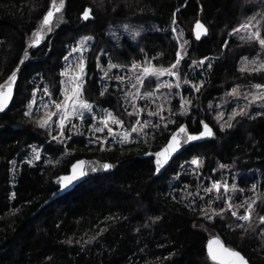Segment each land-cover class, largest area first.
Instances as JSON below:
<instances>
[{"label":"trees","instance_id":"16d2710c","mask_svg":"<svg viewBox=\"0 0 264 264\" xmlns=\"http://www.w3.org/2000/svg\"><path fill=\"white\" fill-rule=\"evenodd\" d=\"M50 3L0 0V83L17 67ZM86 8L90 17L83 20ZM197 20L207 27L201 39L192 35ZM250 20L264 35V0H65L61 12L54 14L53 30L40 46L30 49L10 104L0 112V264H210L209 236L200 226L238 250L249 264H264L260 232L264 225L258 222L264 216V107L229 121L233 110H238L231 91L264 85V70L254 72L244 66V60L260 56L261 45L233 32ZM124 22L153 27L135 39L111 38L108 29ZM172 26L181 28L188 42L176 72L181 84L190 83L182 85L179 94L191 103L187 113L162 119L149 115L157 111L160 101L151 104L137 98L134 103L133 99L136 92L155 90L157 76L143 77L142 84L132 78L131 95H125L117 77L121 68H130L133 62L158 69L175 64L180 44ZM82 36L93 39L85 58L83 99L110 110L128 130L138 120L151 121L143 133L131 132L132 142L102 147L73 135L61 143L39 127L37 115L25 112L36 79L47 86L52 98H60L63 59L68 46ZM173 91L177 89L168 96ZM172 100L177 109L179 98L174 95ZM134 108L141 110L139 115L129 116ZM218 113H223L220 120ZM201 121L214 136L187 145L156 175L153 157L144 154L160 149L180 125L198 133ZM221 123L232 127L222 130ZM31 144L41 146L52 160L66 151L68 155L46 165L22 164L11 186L10 162ZM84 157L111 162L113 169L46 203L57 190L52 180ZM193 157L202 161L199 167L191 164ZM214 180H228L229 200L237 215L245 212L241 204L255 201L251 221L232 216L226 196L220 193L214 195L212 209H205L212 191L204 189ZM220 209H225L221 215L211 212Z\"/></svg>","mask_w":264,"mask_h":264},{"label":"snow or ice","instance_id":"6c2138e0","mask_svg":"<svg viewBox=\"0 0 264 264\" xmlns=\"http://www.w3.org/2000/svg\"><path fill=\"white\" fill-rule=\"evenodd\" d=\"M64 5H65V0H51V4H50L47 12L44 14L42 20L40 21L39 28L37 30H35L33 33L34 38L30 42V47H34L40 43V41L44 38L43 33L45 31L51 32L53 30L52 24L54 22L53 21L54 13H60L61 10L64 8ZM89 15H90V10L85 9L83 14H82L83 18L88 19ZM173 22H175V21H173ZM250 24H251V20L246 24H242L241 27L242 28H248ZM257 24H259V21H257ZM125 27H127V26H125ZM196 28L198 29V31H196V33H195L197 39H199L202 34H206V32H207V29L204 27L203 24L200 23V21L196 22ZM236 31H238V30L233 29V32H236ZM138 34L139 33H135L133 35V39H135V36ZM90 39H91V37L82 38L81 42L77 45V47H74L72 49V51L73 52H77V51L82 52L84 50L83 49L84 41L90 40ZM248 39L249 40H257L259 42V44L261 45V47L264 48V35L261 34L259 29L252 32L251 36L248 37ZM185 43H187V41H185ZM27 56H28V50L26 49L24 52V56L21 58V60L23 61V59H25ZM176 56H177L176 63L171 65V69H173V71L171 72L172 75H177V72L174 69H176L177 65L179 64L180 60L182 59L181 53L179 51L177 52ZM65 59H66V63H67L70 58L66 57ZM204 59L207 60L208 58L205 57ZM196 63H197L196 61H193V64H196ZM200 63H203V61H200ZM84 66L85 65H84L83 57H80V58H78V61L75 65V67L69 65V67H67L64 70V72L62 73V75H64V76H69V74L71 73L68 81H66V82L62 81L61 82L62 84L66 83V84L70 85V88H63L62 89V92L64 94V99L60 103H56L55 101H52V103L55 106L56 111H49L46 113L45 116L41 117L39 120L36 121V123L41 128H51L52 123H53V116L59 117V119L57 121H55V123L58 124V126H59V132H58L57 136L52 137V139H54V140H56L57 138H59L61 140V142L64 140V129H65V125L69 122V117L80 116L81 118H83L85 110H87L88 112H92V105L87 100L83 99ZM17 67H19V65H17ZM98 67H99V65H98ZM111 67H116V65L109 64V68H111ZM131 67L133 69H136V68L140 67V65L137 64L136 62H133ZM209 67H211V65H209ZM77 69H78V71H77ZM244 70H245L244 68L241 69V71H244ZM260 70H264V62H261L259 64L258 68L249 69V71H254V72L260 71ZM167 71H169V69H156L155 67L145 66L143 68L142 74L137 75L135 77V79L139 83L142 84V83H144L143 77H146V76H157V77H159L160 75H163ZM105 75H107V73H105ZM117 79L118 80H124L125 78L118 76ZM15 80H16V71L13 70V72L8 76V78L4 82V84H0V111H2L5 108V106L8 103V100L12 96L11 86ZM201 83H203V82H201ZM160 86L161 85H159V84L157 85V87H160ZM166 86L171 87L172 85L168 84ZM176 87H179V84H177ZM194 87H196L197 90H199V85H195ZM255 87L256 88H264V85H255ZM44 93L46 95H50L47 88L44 89ZM101 95H104L103 91L101 92ZM125 95H128V94L126 93ZM145 95L151 96L152 94L146 93ZM231 95L238 96L239 92L237 91V89H233ZM250 95H252V100L249 101V103H254L257 100L264 99V94H261L259 96L256 94H250ZM133 99H135V97H133ZM190 103H191L190 100H184L183 97L181 98V105H182L181 114L182 115L188 111L187 105ZM44 107L47 108L48 105L45 104ZM139 111H141V110H137L134 108V112L128 113V115L132 116L135 114L138 116ZM149 115L150 116L160 115V107L158 106L156 112H149ZM238 115H247V105L245 107L239 108L238 110H233V112L229 116V121L233 120ZM222 116H223V113H218V115L216 117L217 120H220ZM95 119H96V117L93 116V120H95ZM162 119H163V117H162ZM101 120H102V126L96 127L94 129V131L95 132H103L105 130V128H107V136H105L103 139L107 140L109 137H112L113 139H115L114 129L109 126V121L112 124H116V125H123L124 122L111 112H107L105 115H103L101 117ZM200 123L203 125V131H201L198 135L187 134V130H186L184 125H181L177 129V131L172 134V137L169 140L168 144L161 151L155 153V156L157 158L155 161L157 171H159L160 167L167 161V159L172 155V153L181 147V141H180L178 134H181V133L186 134V140L184 141L185 143L187 141L197 140V139H200L202 137L214 136L213 130L209 127V125L207 123H205L204 121H201ZM150 124H151V121H144L141 124L140 121L138 120L137 125H133L131 127V129L126 130L122 133L124 140H127L130 132L143 133V129L148 127ZM158 126H159L158 124L152 125L153 128H156ZM220 126H221V129L223 130L226 127H228V128L232 127V124L231 123H221ZM144 135H147V134L144 133ZM99 140H100V138L97 137L96 140H93L91 142L96 143ZM38 152H39L38 148H33V153H36V155H34V157H33L34 159H39ZM146 155H147V153H146ZM28 163L31 164L32 160H29ZM201 163H202V161L198 157H193V159L191 160V164L196 165L197 167H199V165ZM83 164H84V161H77L75 164L72 165L73 174L71 176H65V177L59 178L60 182H61L60 186L62 188L65 187L67 183H70L72 180L77 179L78 176H83L85 174L83 168L81 167ZM103 167L105 169H109V168H112L113 165L110 163H105L103 165ZM220 167H226V166L220 165ZM77 169H79V171H77ZM220 187H221V182L220 181H214L211 188H205L204 191L206 193L211 192L213 189H216L217 191H219ZM223 187H224V191L227 192L228 191V185L224 184ZM233 188H235V185H233ZM253 188H255V185H253ZM189 195H191V194H189ZM220 198H221L220 196L217 197V199H220ZM252 203H255V201H253ZM252 203H249L247 205V208L245 210V214L239 216V220H241V221H251L252 220V211H251L252 210ZM225 204H226V209L231 210V215L234 217L237 216V212L235 210H233V208H234L233 204H231L227 201H225ZM240 207H244V205L241 204ZM224 212H225V209H220L219 212H215V210H213L214 215H221ZM204 215H205L206 219L212 218L211 215H208V214H204ZM258 222L261 223L262 225H264V216H259ZM238 226L242 227V225H238ZM260 232L262 234H264V226H262L260 228ZM214 242L217 245V248L215 250L213 249V243ZM208 255H209L211 260L217 261L218 264H248V262L245 260V258L241 255V253L239 251L224 247L220 243L218 238L215 239V241L209 240Z\"/></svg>","mask_w":264,"mask_h":264},{"label":"rangeland","instance_id":"374dc122","mask_svg":"<svg viewBox=\"0 0 264 264\" xmlns=\"http://www.w3.org/2000/svg\"><path fill=\"white\" fill-rule=\"evenodd\" d=\"M243 24H246V23H243ZM241 25L238 28H236L238 31H236V34H235L241 38L250 37L252 32L256 31L255 30L256 24L249 25L248 28H242ZM125 26H127V27H125ZM152 27H153V25L151 23H146V22L145 23H126V22H124V23H117V24L113 25L112 27H110L108 29L107 32L111 38H115L118 35H125V36H129V37L133 38V35L135 33H141V32L146 31ZM172 30L174 31V34L177 36V38L179 40V44H180L179 52L181 53V56H183L184 55L183 52L185 51L187 43H188V42L185 43V41H187V39L184 37L183 30L181 28L176 27V26H172ZM84 37H88V36L79 37L74 43H71L68 46L67 54L65 55V57L63 59L62 68L60 70V84H61L60 98L58 100H55L54 98L51 97V95H46L44 93V89L47 88V86L42 81L36 79L35 83H34V88L32 91V96H31L30 102H29V104L25 110L26 114L37 115L38 120H39L41 117L45 116L47 112L56 111L55 106L52 103V101H55L56 103H60L64 99V94L62 92V89L63 88H70V85H68L66 83L62 84L61 82L62 81H65V82L68 81L71 73L69 74V76H64V75H62V73L64 72V70L67 67H69V65L75 67V65L78 61V58H80V57H83L84 65H85L86 54H87V52H88V50H89V48L93 42V39L91 38L90 40L84 41V43H83V49L84 50L82 52L81 51H77V52L72 51V49L74 47H77V45L81 42L82 38H84ZM66 57L70 58L67 63H66V59H65ZM203 60H205V59H200V61H203ZM244 62H245L244 66L247 69L258 68L259 64L261 62H264V48H262V53L260 54V56L253 57L252 59H246V60H244ZM139 65H140V67H138L136 69H133L132 67L127 68V69L121 68L122 74L120 77L125 78L124 80H121V86H124L125 93H127L128 95H131V93L133 92L132 87L134 86V81H132V78L134 80H136L135 77L137 75H141L143 72V68L145 67V66H141V64H139ZM240 67L242 68V65H240ZM156 69H158V68H156ZM166 69H169V71L165 72L163 75H160L158 77L159 78L158 84L161 86L156 87L155 90L149 92L152 94L151 96L145 95L146 93L144 94L142 92H136V97L134 99V103L136 102L137 98L139 100L146 99L151 104H154V103H157L158 101H160L158 103V106L160 107V117H163L165 115H175L176 113L181 114V107H182L181 98L182 97L180 96L179 93L182 89V85H189L190 84L189 81H184V84H181L179 79H178V76L171 74V72L173 71V69H171V66L166 68ZM174 70L176 71V69H174ZM77 71H78V69H77ZM83 78H84V73H83ZM168 84H171L172 86L167 87L166 85H168ZM177 84H179V87H176ZM259 85H261V84H259ZM173 88H176L177 92L173 91L172 97L175 95L176 97L179 98L177 109H175L173 107L172 97L168 96L169 92H171L173 90ZM237 91L239 92L238 96L231 95L232 91L229 94L230 97H232V99H234V101H233V102H235L234 103L235 104L234 109H236V106L239 109V108L245 107L246 105H247V111L249 109H253V108L259 109V108L264 107V99L257 100L254 103H249V101L252 100V95H250V94H256L258 96L261 94H264V88H256L255 85H249V86L245 87L243 90L241 88H237ZM167 96H168V99L163 100ZM228 98H229V96H228ZM223 101L226 103L227 100L223 99ZM45 104L48 105L47 108L44 107ZM90 104L92 105V112H88L87 110H85L83 118H81L80 116L69 117V122L65 125V129H64V140L61 142V140L59 138H57L56 140L58 142L64 143L69 139V136H73V135L83 136L88 145H95V144L99 143V144H101L102 147H104L106 143L122 145V144L129 143V142L133 141V136H132L131 132H130L127 140H124V138L122 136V133L128 129L124 128L123 125L112 124L110 121H109V126L114 129L115 139H113L112 137H109L107 140H104L103 138L105 136H107V128H105V130L103 132H95L94 129L96 127L102 126L101 117L103 115H105L107 112H111V111L106 109V108L98 107V106L94 105L93 103H90ZM158 106L156 105L157 108H158ZM93 116L96 117L95 120H93ZM58 119H59L58 116H53L52 127L51 128H44L45 130L48 131L50 138H52L53 136H57V134L59 132V126H58V124L55 123V121H57ZM97 137H99L100 140L97 141L96 143H92L91 141L96 140ZM33 148L39 149V152H38L39 159L33 158L34 155H36V153H33ZM41 149H42V147L38 146L36 144L28 145L18 155H16L11 160V162H10V175H11L10 176V185L11 186H13L15 184L17 173L19 171V167L22 164H28V165L33 166V165H36L38 163H41V165H46L49 163H55L57 161H61V160L65 159V157H67V155H68V151H66L65 153L60 155L58 157V160L56 161V160H52L51 158L46 157L43 154ZM29 160H32L31 164L28 163ZM193 166H196V165H193ZM214 181H211L207 188H211ZM224 184L228 185V191L227 192L224 191V187H223ZM230 186L231 185L228 184V180H225L224 182H221V187H220L219 191H217L216 189H213L212 195L208 198V201L205 202V204H206L205 209L211 208L210 204H213V202L216 200L214 195H217V193H220L222 196L225 195L226 196L225 201L230 203V200H229V193H231L230 188H229ZM12 195L13 194L11 192L10 196L12 197ZM252 202H251V200L245 201L243 203V205H244L243 208L246 210L247 205L249 203H252ZM211 212L213 213L212 210H211ZM244 214H245V212L241 215H244ZM241 215H237L235 217L239 219V216H241ZM200 228L202 230H204L209 237L215 235V233H213V231H211L207 227L200 226ZM209 260H210V264H218V262H216V261H213L211 259H209Z\"/></svg>","mask_w":264,"mask_h":264},{"label":"water","instance_id":"95a60500","mask_svg":"<svg viewBox=\"0 0 264 264\" xmlns=\"http://www.w3.org/2000/svg\"><path fill=\"white\" fill-rule=\"evenodd\" d=\"M50 4H51V3H50ZM49 6H50V5H49ZM86 9H89V8H86ZM54 14H55V13H54ZM82 14H83V13H82ZM89 17H90V15H89ZM82 18H83V16H82ZM83 20H86V19L83 18ZM197 21H200V20H197ZM197 21H195V22L193 23V26H192V35H193V37H194L195 39H197L195 33H196V31H198V29L196 28V22H197ZM200 23L203 24L204 27L207 29L206 25H205L203 22L200 21ZM49 33H50V32L45 31V32L43 33L44 38H43V39L40 41V43L37 44L36 46H34V47H30V44L28 45V47L26 48V49L28 50V56H27L25 59H23V61L20 59V61L18 62L19 67H16V68L14 69V70L16 71V79H17V75H18L19 70L21 69V67L23 66V64L26 62V60H27L28 57H29V51H30V49H32V48H36V47L40 46V45L44 42V40L46 39V37L48 36ZM206 34H207V32H206ZM206 34H202V35L200 36L199 39L205 37ZM26 49H25V50H26ZM25 50L23 51L22 57L24 56V52H25ZM22 57H21V58H22ZM12 72H13V71H12ZM12 72H11V73H12ZM11 73H10V74H11ZM10 74H9V75H10ZM7 78H8V77H7ZM7 78H6L3 82H1L0 84H4V82L7 80ZM15 82H16V80L13 82V84H12V86H11L12 95H13V91H14V85H15ZM11 98H12V96H11ZM11 98L8 100V103H7V105L5 106V108H4L2 111H0V112H4V111L6 110V108H7L8 105L10 104ZM180 126H181V125H180ZM180 126H179V127H180ZM184 126H185V125H184ZM179 127H177V128H176V129L170 134V136L168 137L167 142H166V143H165L160 149H158V150L155 151V152H147V155H146V153L144 154L145 157H146V156H147V157H148V156H152V157H153V164H154L155 174H156V175L161 174V173L165 170V168L170 164V162L172 161V159H173L178 153H180L182 150H184V149L187 147V145H189L190 143L201 142V141H204V140H207L208 138H210V137H202V138H200V139L193 140V141H187V142L185 143L184 141L186 140V134H184V133L178 134V135H179V138H180V141H181V147L178 148L175 152H173L172 155L167 159V161H166V162L160 167L159 171H157V169H156V164H155V161H156L157 158H156V156H155V153L161 151V150H162V149L168 144L169 140H170L171 137H172V134L175 133ZM185 128H186V127H185ZM186 130H187V128H186ZM201 131H203V126H202ZM201 131H199L198 133H190V132L187 130V134H195V135H198ZM77 161H84V164H83L81 167L83 168L85 174H84L83 176H78L77 179L72 180L70 183H67L66 186L62 188V187L60 186V183H61V182H60V179H59V178H61V177H65V176H71V175L73 174V168H72V165L75 164ZM105 163H110V164H112L111 162H108V161L99 160V159H96V158H86V157H84V158H79V159L73 161V162L70 164V166H69V170H68L67 173L60 174V175L56 176V177L52 180L53 184L57 187V190H56L53 194L50 195V197L48 198V200L46 201V203H47L48 201H51V200L55 199L56 197H58V196H60V195H63V194L66 193V192L71 191L75 186H77L78 184H80L81 182L85 181L86 179H88V178H90V177L99 176V175H103V174H106V173L111 172L112 169H113V167H112V168H109V169H105V168L103 167V165H104ZM93 169H94V170H93ZM77 171H79V169H77ZM217 238L219 239L220 243H221L224 247L229 248V249H233V248H231L230 246L226 245L224 242H222L218 236L214 235V236H211V237H209V238L207 239V243H206V251H207V254H208V243H209V240H213V241H215V239H217ZM216 248H217V245H216L215 242H214V243H213V249L215 250ZM233 250H236V249H233ZM236 251H238V250H236ZM241 255H242V254H241ZM242 256H243V255H242ZM208 257H209V255H208ZM243 257H244V256H243ZM244 258H245V257H244ZM209 259H210V257H209ZM245 260H246V258H245ZM246 261H247V260H246ZM216 262H217V261H216ZM247 262H248V261H247ZM248 264H249V262H248Z\"/></svg>","mask_w":264,"mask_h":264},{"label":"bare ground","instance_id":"6f19581e","mask_svg":"<svg viewBox=\"0 0 264 264\" xmlns=\"http://www.w3.org/2000/svg\"><path fill=\"white\" fill-rule=\"evenodd\" d=\"M214 54V53H213ZM219 96V95H218ZM220 98V97H219Z\"/></svg>","mask_w":264,"mask_h":264}]
</instances>
